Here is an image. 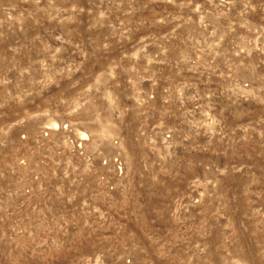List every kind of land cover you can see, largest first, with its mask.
Segmentation results:
<instances>
[{"label": "rangeland", "instance_id": "obj_1", "mask_svg": "<svg viewBox=\"0 0 264 264\" xmlns=\"http://www.w3.org/2000/svg\"><path fill=\"white\" fill-rule=\"evenodd\" d=\"M0 264H264V0H0Z\"/></svg>", "mask_w": 264, "mask_h": 264}, {"label": "bare ground", "instance_id": "obj_2", "mask_svg": "<svg viewBox=\"0 0 264 264\" xmlns=\"http://www.w3.org/2000/svg\"><path fill=\"white\" fill-rule=\"evenodd\" d=\"M85 136V135H84Z\"/></svg>", "mask_w": 264, "mask_h": 264}]
</instances>
